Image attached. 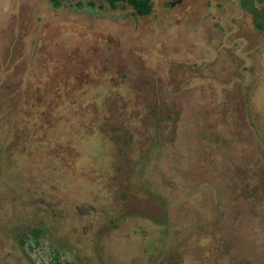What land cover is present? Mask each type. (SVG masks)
Masks as SVG:
<instances>
[{
	"label": "rangeland",
	"instance_id": "374dc122",
	"mask_svg": "<svg viewBox=\"0 0 264 264\" xmlns=\"http://www.w3.org/2000/svg\"><path fill=\"white\" fill-rule=\"evenodd\" d=\"M55 1L0 0V264H264V31Z\"/></svg>",
	"mask_w": 264,
	"mask_h": 264
},
{
	"label": "trees",
	"instance_id": "16d2710c",
	"mask_svg": "<svg viewBox=\"0 0 264 264\" xmlns=\"http://www.w3.org/2000/svg\"><path fill=\"white\" fill-rule=\"evenodd\" d=\"M53 7H57L58 3L55 0H49ZM110 8H115V4L124 3L129 6L133 11L138 12L140 15H147L150 11V2L152 0H104ZM240 7L243 11L251 16L254 29L264 31V5L260 4L262 0H239Z\"/></svg>",
	"mask_w": 264,
	"mask_h": 264
},
{
	"label": "flooded vegetation",
	"instance_id": "af4514ba",
	"mask_svg": "<svg viewBox=\"0 0 264 264\" xmlns=\"http://www.w3.org/2000/svg\"><path fill=\"white\" fill-rule=\"evenodd\" d=\"M169 2H172L173 0H168ZM178 1V0H177ZM239 5H240V1H239ZM138 13V12H137ZM139 14V13H138Z\"/></svg>",
	"mask_w": 264,
	"mask_h": 264
}]
</instances>
